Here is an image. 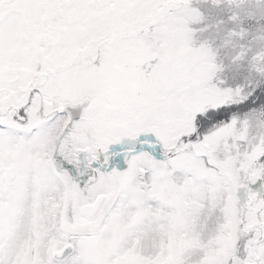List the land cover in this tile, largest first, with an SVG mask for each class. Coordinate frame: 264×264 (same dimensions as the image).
Wrapping results in <instances>:
<instances>
[{"label": "snow or ice", "instance_id": "snow-or-ice-1", "mask_svg": "<svg viewBox=\"0 0 264 264\" xmlns=\"http://www.w3.org/2000/svg\"><path fill=\"white\" fill-rule=\"evenodd\" d=\"M0 264H264V0H0Z\"/></svg>", "mask_w": 264, "mask_h": 264}]
</instances>
